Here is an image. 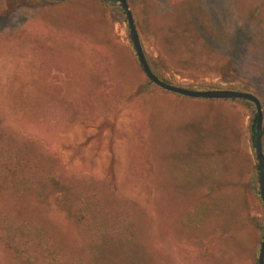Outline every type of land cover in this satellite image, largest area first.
<instances>
[{
    "label": "rangeland",
    "instance_id": "374dc122",
    "mask_svg": "<svg viewBox=\"0 0 264 264\" xmlns=\"http://www.w3.org/2000/svg\"><path fill=\"white\" fill-rule=\"evenodd\" d=\"M128 2L162 77L249 91L264 109V0ZM111 8L103 0H0V135L54 154L66 178L131 206L147 264H258L264 202L251 108L156 85L127 16ZM57 205L0 191V212L28 209L67 257H82L76 226ZM203 218L205 226L192 224ZM7 257L0 244V264Z\"/></svg>",
    "mask_w": 264,
    "mask_h": 264
},
{
    "label": "trees",
    "instance_id": "16d2710c",
    "mask_svg": "<svg viewBox=\"0 0 264 264\" xmlns=\"http://www.w3.org/2000/svg\"><path fill=\"white\" fill-rule=\"evenodd\" d=\"M103 1L114 6L111 8L112 15L120 17V12L126 15L121 5L120 9L115 7L118 4L115 0ZM204 37L210 39L206 34ZM156 74L162 80L173 83ZM237 100L252 110L249 125L255 148L256 106L247 99ZM262 140L264 149V126ZM252 168L259 183L258 193L261 194L257 155ZM0 191L6 198L32 199L44 206L54 199L57 207L66 211L75 224L83 247L82 257H67L61 243L40 216L28 212V209H6L0 212V244L8 254L6 260H2L4 264L149 263V255L143 250V224L131 206L106 197L95 185H82L66 178L61 161L54 154H43L40 148L7 134L0 135ZM206 223L204 218L198 223L192 222L195 227L205 226Z\"/></svg>",
    "mask_w": 264,
    "mask_h": 264
},
{
    "label": "water",
    "instance_id": "95a60500",
    "mask_svg": "<svg viewBox=\"0 0 264 264\" xmlns=\"http://www.w3.org/2000/svg\"><path fill=\"white\" fill-rule=\"evenodd\" d=\"M125 10L127 20L130 26V36L134 44L136 54L139 58V62L148 78L159 87L176 92L185 96L196 98H216V99H247L252 101L257 109L256 128H255V149L257 160L260 169V190L264 201V149L262 140V129L264 124V109L259 97L249 91L235 90V89H211V90H199L192 89L183 86H179L173 83L162 80L150 66L147 56L145 54L139 31L137 28L136 20L131 10L128 0H115ZM258 264H264V238L261 244L260 253L258 257Z\"/></svg>",
    "mask_w": 264,
    "mask_h": 264
}]
</instances>
